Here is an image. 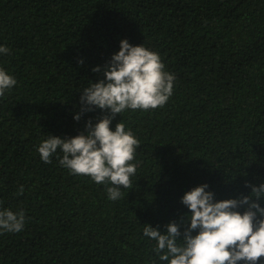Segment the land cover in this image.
<instances>
[{"label": "trees", "instance_id": "1", "mask_svg": "<svg viewBox=\"0 0 264 264\" xmlns=\"http://www.w3.org/2000/svg\"><path fill=\"white\" fill-rule=\"evenodd\" d=\"M122 39L175 80L163 107L112 118L140 142L132 188L112 201L110 185L71 174L59 152L43 162L37 147L107 114L74 119ZM0 45L17 81L0 97V209L25 214L21 231L0 230V264H167L144 224H180L195 186L222 200L264 183V0H0Z\"/></svg>", "mask_w": 264, "mask_h": 264}, {"label": "clouds", "instance_id": "2", "mask_svg": "<svg viewBox=\"0 0 264 264\" xmlns=\"http://www.w3.org/2000/svg\"><path fill=\"white\" fill-rule=\"evenodd\" d=\"M9 48L0 45V54ZM82 63V61H80ZM92 71L103 72V78L81 91V110L74 114L79 121L83 112L98 108L106 111L95 124L85 123V131L70 138L50 135L37 147L40 159L51 163L57 155L61 167L73 175L90 177L106 188L108 199L121 198V189H131L135 175V158L139 140L125 125L112 118L125 110H154L163 107L172 95L175 76L164 70L158 54L142 45L120 41L119 51L103 66ZM17 81L0 69V97L11 90ZM251 191L238 198L214 200V193L206 191L207 184L195 186L181 197L189 210L181 218L165 225L166 231L144 224L143 236L156 241L154 251L167 264H257L264 257V183L245 182ZM23 192V186L17 194ZM247 206L243 212L238 209ZM25 224L23 210L13 212L0 209V230L19 232ZM186 225L181 231L180 225ZM195 234L193 235V232Z\"/></svg>", "mask_w": 264, "mask_h": 264}]
</instances>
